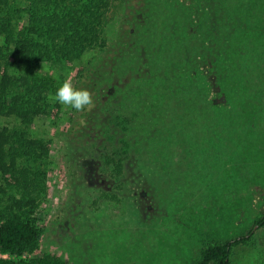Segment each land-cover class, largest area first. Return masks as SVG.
Segmentation results:
<instances>
[{
  "label": "trees",
  "instance_id": "obj_1",
  "mask_svg": "<svg viewBox=\"0 0 264 264\" xmlns=\"http://www.w3.org/2000/svg\"><path fill=\"white\" fill-rule=\"evenodd\" d=\"M121 1L109 20L112 0H0V117L12 124L0 129V178L24 180L19 162L48 153L30 136L45 117L59 130L63 176L99 199L156 182L177 199L192 183L249 199L264 171L263 1ZM66 77L92 92L91 111L54 101ZM43 235L35 219L4 218L0 264H72L27 258ZM252 236L209 242L194 264H231Z\"/></svg>",
  "mask_w": 264,
  "mask_h": 264
},
{
  "label": "rangeland",
  "instance_id": "obj_2",
  "mask_svg": "<svg viewBox=\"0 0 264 264\" xmlns=\"http://www.w3.org/2000/svg\"><path fill=\"white\" fill-rule=\"evenodd\" d=\"M121 12L122 1L112 0L109 20ZM11 125L0 117V129ZM30 136L48 145V153L19 162L28 170L24 180L9 185L0 178V222L16 214L44 229L41 247L27 258L55 254L72 264H194L207 243L253 229L250 242L234 250L231 264H264V226L255 224L264 214V171L249 199L218 198L197 183L177 199L173 189L156 182L138 191L133 184L128 196L110 202L97 198L85 179L63 176L59 130L47 118L37 119Z\"/></svg>",
  "mask_w": 264,
  "mask_h": 264
},
{
  "label": "clouds",
  "instance_id": "obj_3",
  "mask_svg": "<svg viewBox=\"0 0 264 264\" xmlns=\"http://www.w3.org/2000/svg\"><path fill=\"white\" fill-rule=\"evenodd\" d=\"M53 99L55 102L74 109L78 112L91 111L95 106L92 92L88 88L77 87L71 77H66L56 89ZM82 123H84L82 121Z\"/></svg>",
  "mask_w": 264,
  "mask_h": 264
}]
</instances>
